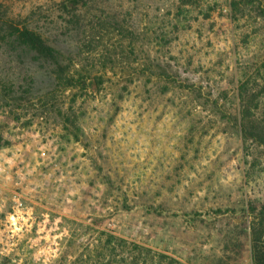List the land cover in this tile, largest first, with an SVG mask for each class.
I'll list each match as a JSON object with an SVG mask.
<instances>
[{"label":"rangeland","instance_id":"obj_1","mask_svg":"<svg viewBox=\"0 0 264 264\" xmlns=\"http://www.w3.org/2000/svg\"><path fill=\"white\" fill-rule=\"evenodd\" d=\"M260 137L264 0H0V264H250Z\"/></svg>","mask_w":264,"mask_h":264},{"label":"trees","instance_id":"obj_2","mask_svg":"<svg viewBox=\"0 0 264 264\" xmlns=\"http://www.w3.org/2000/svg\"><path fill=\"white\" fill-rule=\"evenodd\" d=\"M17 35L19 47L32 53L35 58L53 59L55 57V48L50 46L37 32L22 28L18 30ZM257 141L264 145V138L260 137ZM253 223L252 240L253 238L257 239L260 234H264V213L257 215ZM259 227H262L260 233L258 232ZM258 241L260 240L258 239ZM250 264H264V243H262V246L250 244Z\"/></svg>","mask_w":264,"mask_h":264}]
</instances>
